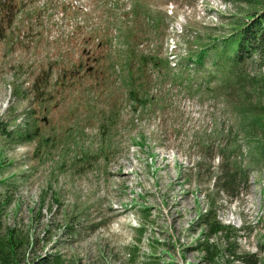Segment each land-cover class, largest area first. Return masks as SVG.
Here are the masks:
<instances>
[{"label": "rangeland", "instance_id": "rangeland-1", "mask_svg": "<svg viewBox=\"0 0 264 264\" xmlns=\"http://www.w3.org/2000/svg\"><path fill=\"white\" fill-rule=\"evenodd\" d=\"M251 1L21 0L0 40V201L10 199L5 226L37 239L27 264L48 254L63 264H244L252 254L264 261V167L244 133L237 140L250 184L230 195L215 183L226 142L212 133L238 127L239 114L175 89L155 111L134 110L123 74L103 81L94 70L111 61L121 69V29L173 65L186 34L204 41L213 26L227 34ZM105 35L113 45L100 44ZM45 71L39 92L51 99L37 102ZM85 71L93 75L81 84L69 76ZM203 139L213 141L208 154ZM211 216L222 231L211 233Z\"/></svg>", "mask_w": 264, "mask_h": 264}, {"label": "trees", "instance_id": "trees-1", "mask_svg": "<svg viewBox=\"0 0 264 264\" xmlns=\"http://www.w3.org/2000/svg\"><path fill=\"white\" fill-rule=\"evenodd\" d=\"M20 3L21 0H0V40L5 39L6 31L13 23ZM251 4L254 7L241 13V17L234 21V27L227 34L221 35L219 26L209 27L212 37H207L204 41L199 32L193 36L186 34L183 42L186 49L182 54L174 56L177 60L173 65L168 56L163 57L154 50H139L138 42L134 41L135 31L121 29L120 34L125 45L120 53L121 69L117 70L118 63L112 61L105 71L94 69L98 73L96 78L105 73L103 81L108 80L112 74H123L124 85L128 88V100L136 105L134 110L140 108L144 113L155 111L165 101V93L175 89L193 97L200 96L203 101L206 96H211L219 102L223 111L237 112L240 117L238 127L231 124L227 130L212 133L222 135V139L215 138L217 142H226L221 144L223 147H218L221 160L215 183L218 190L230 195H234L242 183L250 184L251 171L244 159L243 144L237 140L242 133L245 134L247 142L255 143L252 151L258 152V161L264 167V0H254ZM64 7L65 3L62 2V8ZM139 7V3L134 4V12ZM193 39L203 41V44L195 49ZM113 43L114 38L108 35L100 41L103 47ZM108 58L111 60L109 54ZM47 75L45 71L34 85L38 92L37 102L51 99L45 90L39 92V89L48 85ZM88 75L93 73L85 71L84 76L76 78L71 72L69 76L76 80L75 84H81ZM64 77H68V73L65 72ZM58 84L62 85L60 82ZM45 92L48 97L42 95ZM233 137L235 140L231 143L224 139L230 138L231 141ZM207 142L208 139H203L201 144L206 154L213 151L214 147L213 141L209 144ZM9 202L8 196L0 201V264H27L28 251L36 246L37 239L30 232L5 226V209ZM213 204L211 203L209 213L204 217L206 225L210 221V215L214 214ZM209 224L211 233L225 228L216 216ZM243 263L264 264V261L252 254L243 257ZM30 264L63 262L60 255L48 254L38 257Z\"/></svg>", "mask_w": 264, "mask_h": 264}]
</instances>
